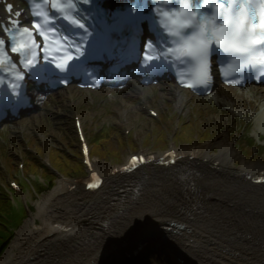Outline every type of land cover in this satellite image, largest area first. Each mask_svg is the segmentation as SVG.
I'll return each mask as SVG.
<instances>
[{"label": "bare ground", "instance_id": "6f19581e", "mask_svg": "<svg viewBox=\"0 0 264 264\" xmlns=\"http://www.w3.org/2000/svg\"><path fill=\"white\" fill-rule=\"evenodd\" d=\"M173 89L174 87L171 84L167 85L162 93L165 97H169L173 93H171ZM182 95L183 99L180 100L178 106L180 109L185 108L187 110L186 106L190 101V95L186 92ZM212 96L224 103L223 106L228 105L236 109L239 107L238 100L241 101L244 107H248L250 104L264 105V88L262 91H255L250 88L242 90L237 95L238 99L233 98V96L231 98L218 89L212 93ZM58 100L64 102V97L60 96L57 98ZM120 102L121 107L117 111L126 117V125H128V122H131L130 114H135L133 113V104L127 100H121ZM261 109H264V107H261ZM237 111L241 110L237 109ZM40 113L41 111L34 113L35 120L39 119ZM231 114H233V111H231ZM260 123L261 120L257 118V124ZM220 139L215 140L213 143L220 150L211 158L215 157L220 160L224 170L210 173L207 172L208 169L204 162L191 164L184 161L178 171V174L183 175L167 178L173 179L174 184L179 185L174 187L175 194L172 193L173 196L154 197L146 194L143 185L147 175L157 173V171L150 168V165L147 166L145 173L140 171L136 173L140 174L139 177H131V182L121 183L122 187H132L122 189V194L119 190L122 187L116 186L115 179L113 181L109 177L106 186L108 189L104 192L103 199L100 200L103 201L104 207H99L96 211H90L89 208H86L88 201L84 200L88 198L86 194L74 193L73 195L67 194L69 196L65 195V197L60 196L63 192L61 188L64 187L67 181L65 178H60L57 181L58 184L41 199V203L37 204L38 212L26 221L23 220L24 223L16 231L11 246L0 257V264H22L23 261H28V264H94L95 261H92L91 258L98 255V250L112 244L117 239L122 242V246H125L127 241L132 242L136 236L145 231H152L155 235L165 237L174 252L184 254L188 259L196 261L197 264H256L257 260L248 262L244 258H238V256H247L241 251L230 250V252H225L215 240L208 238L205 241L202 236L197 238L195 235L184 231L186 229V219L181 216L182 214H197L208 219L207 223L213 229L220 226L230 231L227 221H223V219L228 216L227 212L235 206H246L252 203L261 207L255 209L264 212V189H257L250 185L255 189L251 190L242 180L231 187L237 192V198L229 197L224 192H218L215 195H210L209 198L204 197L195 200V197L199 195L196 193L198 190L195 189L194 182L197 178L211 177L208 179L209 181L220 183L222 177L232 175L234 172L246 174L263 168L261 167L262 163L245 159L240 152L234 149L232 143L226 142L227 136ZM187 152H190V155L194 157L207 154L205 146L199 145L188 147ZM239 158L241 164L236 169V167H233V162ZM197 162L199 161L197 160ZM93 163L101 172L108 171L107 163L98 160H94ZM197 172H199L198 175H196ZM243 184L248 189H245ZM3 185L5 183L1 182L0 187L2 188ZM160 191L162 192V187ZM149 192H151V189ZM254 195H258V199H255ZM260 196L263 199H260ZM66 197L70 198L71 201L74 200L73 203L76 202L79 209L73 211L71 205L67 203L68 201H63ZM48 203L49 206L47 207ZM167 207H173L172 213L166 214V217L164 215L163 219L157 221L147 216L151 211H162L163 208L166 210ZM216 207L222 210L210 211V209ZM43 211H46V215H42ZM35 218H39L40 222L37 223ZM39 226L43 227L42 232L38 230ZM207 230L210 229L207 228ZM199 232L202 234L204 231L199 230ZM247 237L250 240L261 241V246L264 247V231Z\"/></svg>", "mask_w": 264, "mask_h": 264}, {"label": "clouds", "instance_id": "9594fccd", "mask_svg": "<svg viewBox=\"0 0 264 264\" xmlns=\"http://www.w3.org/2000/svg\"><path fill=\"white\" fill-rule=\"evenodd\" d=\"M55 0H29L31 14L44 19L39 13L50 16L51 11L59 13V5L53 8ZM63 2V0H62ZM167 5V4H166ZM211 9L210 12L201 9ZM35 9L34 12L32 10ZM264 0H202L200 8H194L192 0H179L176 8L164 7L156 12L158 24L168 37L169 44L159 51L161 59L173 65L176 80L187 78L194 89L201 88V72L210 65V49L215 46L230 57L224 65V76L242 70L264 67V45L251 41L262 35L253 25L260 22ZM235 44L243 49L236 51L229 47Z\"/></svg>", "mask_w": 264, "mask_h": 264}, {"label": "rangeland", "instance_id": "374dc122", "mask_svg": "<svg viewBox=\"0 0 264 264\" xmlns=\"http://www.w3.org/2000/svg\"><path fill=\"white\" fill-rule=\"evenodd\" d=\"M153 95L152 97L149 99V101L155 106V108L157 110H159V112L162 114V112L165 113L164 111V104H163V100L160 96V90H153ZM120 100L122 99H117V100H109L108 101V108L106 107L105 109H100L103 114L106 115L107 119H109L113 124L117 125V128H122L124 125L122 124L123 122H127L126 117L122 116L117 110L121 107V102ZM147 102V101H146ZM56 105L55 101L50 102V104L48 105V109H45L43 112V116H40L39 119L34 120V119H30V121L20 124V127L17 128L18 131H20V128H23L25 131V137H31L34 138L35 140H32L31 142L36 145L40 151V153L44 156H50V154L53 152V144L54 145H60V143L58 144V140L59 138H61L65 144L67 145V147L73 151L74 153H77V150L75 149V145H73L74 142V135H73V127H72V123L70 120V116L68 113V108L67 105L61 106V113L62 116L58 117V114L53 110L54 106ZM135 104H133V109L135 114H130V120L131 122H128V128L131 129L130 132V136H129V143L128 146H130V143L136 144L137 145V149H144L147 151H151V152H158V151H162L166 148L167 143L171 140H174L176 142V144H179L181 147L184 148H188V147H194L195 145H199V146H205L206 144H210L211 148L209 150L210 154H214L216 153L218 150L217 145H213V143L215 142V140H221L220 138H223L225 136H227V140L226 142H230L232 143L234 149H236L238 152H240V154L245 157V159L252 161V162H257V163H264V152L260 153V152H256L254 149L249 148L247 150L249 151H245V155H243V153L241 151H244V144L243 142L237 141V137H239V132L237 131V127H239V125H235V123L233 122L232 117L230 116V114H228L227 112H217V111H213L210 109L209 104L207 103V101H201L200 105L199 103L196 105V112H197V117L191 118L192 121H195V123L193 124L192 130L191 129H186V132L192 134L191 135V140H189L188 142L185 141H180V138L174 137L175 136V132H176V126L178 125V120L181 121L182 119H187V117L189 118V115L186 116H181L178 119H175L174 117L170 118L168 121L169 123L166 121L164 122H160L162 124L166 125H162L165 129V134L166 136L168 135V139H166V137L164 138V140H160L157 139V132L159 131V129H156V124H158L159 122H156L155 120H151L149 118H147L146 116L140 114L137 111V108L134 106ZM92 109L87 111L86 109H82L81 110V114H83L82 119L84 118H88V119H84L86 123L87 128H90L91 130L94 127V122L97 119H93L95 118L96 115H93V113L97 110ZM51 113L52 116L50 118L46 117V113ZM85 113V115H84ZM96 114V112H95ZM133 115V116H132ZM57 117V118H56ZM172 119H175V121L171 122ZM188 120V119H187ZM54 123L57 127L54 126ZM156 123V124H155ZM166 126H171V127H166ZM86 128V127H85ZM86 128V129H87ZM200 129H206L212 133V135L210 136L209 139L203 138ZM161 129V128H160ZM191 130V131H189ZM56 135H55V134ZM21 134V133H19ZM23 134V135H24ZM180 134V133H178ZM51 135L56 136V138L58 139H54L52 138ZM201 135V137H200ZM220 137V138H219ZM19 138H21V135L19 136ZM113 139V140H112ZM112 142L116 144H118V142H120V151H119V156L116 157V161L111 160L110 158H101L100 155H97L96 153H92L93 157L92 160H98L104 163H118V162H122L126 155L130 152L129 148L127 146L126 143L118 141V139L112 138ZM121 139V138H120ZM206 139V140H205ZM156 142V143H154ZM52 143V144H51ZM236 143L240 146L237 147ZM63 145H61L62 148L65 149V145L64 143H62ZM96 147V146H95ZM119 147V148H120ZM95 149V148H94ZM137 149H131V151H135ZM242 149V150H241ZM72 152V153H73ZM110 157V156H109ZM113 158V156L111 157ZM4 161V158H3ZM7 164H9V162L7 161ZM234 165L240 166L241 164V160L240 158L235 160V162H233ZM62 173V172H61ZM78 178H82L81 176H79ZM52 189H49L45 192L42 193H38V192H31V205H32V211H29L25 220L26 221L30 216L34 215L36 212H38L37 210V204L41 203V199L48 194ZM73 208V207H72ZM74 210V209H72ZM36 220V219H35ZM24 223V222H23ZM23 225V224H22ZM21 225V226H22ZM21 228V227H20ZM19 230V229H18ZM17 230V231H18ZM16 235V231L13 233L12 239L9 242V244L7 245V247L3 250V252L0 254V257H2L8 247L11 246L14 237ZM93 259V256L92 258ZM22 264H28V261H23Z\"/></svg>", "mask_w": 264, "mask_h": 264}, {"label": "trees", "instance_id": "16d2710c", "mask_svg": "<svg viewBox=\"0 0 264 264\" xmlns=\"http://www.w3.org/2000/svg\"><path fill=\"white\" fill-rule=\"evenodd\" d=\"M192 127H193V124L182 123L179 126L175 137L177 138L181 137V139H179L180 141L188 142L189 140H191L192 134L186 132V129L188 128L192 130ZM156 129H159V131L157 132L158 134L157 139L164 140V138L166 137L164 127L156 126ZM199 130L201 131L203 138L209 139L210 136L212 135V134L210 135L209 131L206 129L203 130L199 128ZM112 140L109 138H107L104 141L102 140L100 145H97L95 149H93V153L100 155L101 158L103 159L110 158L111 160L116 161V157L120 155L119 151L121 147L119 146L120 143L118 144H116V142L113 143ZM136 147H137L136 144L130 143V146H129L130 149H135ZM112 156L113 158H111ZM51 159L54 161L56 166L67 176L78 177L85 173L84 167L77 160H73L71 158H61L59 155L56 154V152L51 153ZM8 208H9L8 200L5 198V195L0 190V212L7 211ZM10 236L11 235L9 234L8 231L0 227V243H1L0 254L3 252L6 245L8 244Z\"/></svg>", "mask_w": 264, "mask_h": 264}, {"label": "snow or ice", "instance_id": "6c2138e0", "mask_svg": "<svg viewBox=\"0 0 264 264\" xmlns=\"http://www.w3.org/2000/svg\"><path fill=\"white\" fill-rule=\"evenodd\" d=\"M53 7H56L55 2L52 5ZM33 15H37V13H33ZM40 16L44 17L45 23H48L47 20V16L44 13H39ZM39 28V26H37ZM80 27H83V25H80ZM255 28H259L261 30L262 35L259 37H256L255 39H253L251 42L256 44V45H264V10L261 11L260 13V22L257 25H253V29ZM23 33H27L29 36H31L32 34L29 32L28 28H23L22 29ZM39 35L42 36L44 38L45 41L48 40V37L45 35V33L43 31L39 32ZM12 39H15V36L12 37ZM4 41L0 40V45H3ZM32 44L36 45V41L32 40ZM37 47H39V45H36ZM21 47H23V45H21ZM229 47L234 48L236 51L240 52L243 51L242 48H240L239 46L235 45V44H230ZM47 48V45H45V49ZM13 51H18L19 49L16 47H13L12 49ZM0 54H2V51H0ZM27 66V65H25ZM58 68H61V70H64L65 65L62 64H57ZM210 77H208V73H207V66L204 67V69L201 72V80L202 81H207V79H209ZM90 187H95V185H90Z\"/></svg>", "mask_w": 264, "mask_h": 264}]
</instances>
